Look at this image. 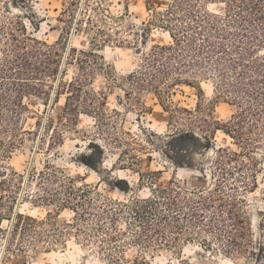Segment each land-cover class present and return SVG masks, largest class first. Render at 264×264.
<instances>
[{
  "label": "rangeland",
  "instance_id": "374dc122",
  "mask_svg": "<svg viewBox=\"0 0 264 264\" xmlns=\"http://www.w3.org/2000/svg\"><path fill=\"white\" fill-rule=\"evenodd\" d=\"M172 1L40 0L33 4L37 30L27 20L32 16L11 6L36 38L62 43L59 77L63 74L66 81L83 74L79 52L98 55L96 65L92 57L86 59L94 74L84 89L93 96L88 104L102 114L81 111L75 124L65 128L58 122L67 94L56 99L53 95L45 103L33 96L24 98L27 110L20 127L34 134L22 133L24 143L10 155L0 145V264H264L263 252L259 260L220 253L210 234L200 235L197 225L188 224L192 218L182 214L179 225H189L188 231L151 232L160 214L173 220L179 213L168 206L170 197L162 198L157 191L173 185L183 198H192L216 184L229 190L241 187L242 177L257 166V184L246 194V202L258 255L259 243H264V137L261 150H254L257 164L252 166L246 157L243 169L240 162H228L222 169L232 174L226 176L216 161L220 148L239 150L230 136L218 131L214 141H207L198 131L174 132L169 114L153 94L142 96L147 106L143 111L135 95L127 96L131 91L126 79L143 55L155 45L171 42L161 24L149 28V23L154 12H165ZM224 8L209 5L218 14ZM201 87L202 106L213 109L218 120L230 119L236 107L218 98L215 81L202 80ZM181 90L174 101L195 109L199 91L185 86ZM48 122L54 123L50 130ZM13 139L0 134L6 145ZM149 200L154 215L141 223L135 210ZM179 206L190 212L188 204L179 201ZM19 213L39 223L23 220L16 232ZM29 223L35 233H22ZM203 239L214 250L205 249Z\"/></svg>",
  "mask_w": 264,
  "mask_h": 264
},
{
  "label": "trees",
  "instance_id": "16d2710c",
  "mask_svg": "<svg viewBox=\"0 0 264 264\" xmlns=\"http://www.w3.org/2000/svg\"><path fill=\"white\" fill-rule=\"evenodd\" d=\"M39 1L0 0V43L3 44L0 45L3 55L0 60V134H11L14 138L7 145L0 140L5 155L12 154L24 143L20 138L22 133L34 134L20 127L27 110L25 97L33 96L45 103L53 95L56 99L67 94L62 119L58 122L65 128L75 124L81 111L86 115L102 114L100 109L88 104L93 96L84 89L86 81L94 74V69L87 68L86 59L92 57L96 65L98 55L93 51L79 52L81 57L77 61H80L83 74L66 81L63 74L59 77L64 53L62 43L39 40L30 33L25 20L11 10L12 6L32 16L27 20L37 30L33 4ZM210 4H223L225 8L222 13H214L209 10ZM158 24L169 32L171 42L155 45L143 55L135 71L126 79L131 91L127 92L128 98L135 95L136 105L143 111L147 106L142 96L153 94L169 114V127L174 132L198 131L207 141H214L218 131L230 136L239 150L220 148L217 151L216 164L223 175L232 174L226 167L222 169L228 162H240L239 167L243 169L246 166L244 157L255 166L258 161L254 158V150H261L260 139L264 137V0H173L165 12H154L149 28ZM98 34L105 35L101 29ZM93 45L100 47V44ZM210 79L215 81L218 98L236 107L228 120L216 119L213 109L202 106L205 94L201 82ZM183 86L199 91L200 102L195 109L181 107L174 101ZM46 125L50 130L54 123ZM255 167L242 177L241 187L232 186L229 190L216 184L210 190L194 193L192 198H183L173 185L157 191L162 198L169 196L168 206L179 213L172 217L173 220L160 214L151 232L162 235L166 229L177 233L188 231L189 225H179L182 214L192 218L193 223L188 224L197 225L200 235L210 234L220 246V253L259 260L262 252L264 255V243L260 241L258 255L254 250L257 242L246 202V194L257 184ZM179 201L190 206L189 213L184 212ZM150 204L151 200L137 205L135 211L141 223L146 222L145 216L154 215ZM17 220L16 232L23 220L39 223L21 213L17 214ZM29 226L22 227V233H35ZM174 241L180 239L174 238ZM202 243L205 249L214 250L209 240L203 239Z\"/></svg>",
  "mask_w": 264,
  "mask_h": 264
}]
</instances>
